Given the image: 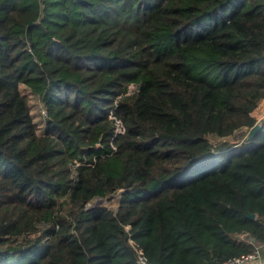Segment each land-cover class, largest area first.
Wrapping results in <instances>:
<instances>
[{
	"label": "trees",
	"instance_id": "16d2710c",
	"mask_svg": "<svg viewBox=\"0 0 264 264\" xmlns=\"http://www.w3.org/2000/svg\"><path fill=\"white\" fill-rule=\"evenodd\" d=\"M263 97L264 0H0V264L251 252L237 236L264 243ZM120 191L116 210L87 206Z\"/></svg>",
	"mask_w": 264,
	"mask_h": 264
},
{
	"label": "rangeland",
	"instance_id": "374dc122",
	"mask_svg": "<svg viewBox=\"0 0 264 264\" xmlns=\"http://www.w3.org/2000/svg\"><path fill=\"white\" fill-rule=\"evenodd\" d=\"M20 92L25 98L26 107L28 108L33 123L36 125V133L38 135H41L47 127V111L45 110V106L42 103L41 99L38 97V95L31 93L23 85H20ZM262 102L263 100L260 101L259 106ZM245 131H247V129H244L241 132H235V135L232 137V139H234L233 141H241V137L246 134ZM210 139L212 141H216V138ZM118 193L119 192L113 193L104 198H96L89 202L87 206L90 205L89 208H93L96 206H104L112 210L116 209L120 202Z\"/></svg>",
	"mask_w": 264,
	"mask_h": 264
},
{
	"label": "built area",
	"instance_id": "2783aa9c",
	"mask_svg": "<svg viewBox=\"0 0 264 264\" xmlns=\"http://www.w3.org/2000/svg\"><path fill=\"white\" fill-rule=\"evenodd\" d=\"M134 87L135 86L133 84L128 85L127 92H131L134 89ZM109 116L112 117L111 115ZM122 131H123L122 123L120 122V120L115 119V132L121 133ZM237 239L244 240L252 244L254 249L249 253L242 254L239 256H233L224 260L223 262L216 264H264V243L255 244L250 237H247L244 234L238 235Z\"/></svg>",
	"mask_w": 264,
	"mask_h": 264
},
{
	"label": "water",
	"instance_id": "95a60500",
	"mask_svg": "<svg viewBox=\"0 0 264 264\" xmlns=\"http://www.w3.org/2000/svg\"><path fill=\"white\" fill-rule=\"evenodd\" d=\"M259 127H260V125L258 124V123H256V125L252 128V129H250L249 130V137H251L258 129H259ZM245 128H240L239 130H238V132H241V131H243ZM122 193H124V191H120L118 194H119V198H121V195H122ZM90 205H88V207H89ZM249 217H253V215H249ZM142 257V260L144 261V258H143V256H141Z\"/></svg>",
	"mask_w": 264,
	"mask_h": 264
},
{
	"label": "crops",
	"instance_id": "0c3cea01",
	"mask_svg": "<svg viewBox=\"0 0 264 264\" xmlns=\"http://www.w3.org/2000/svg\"><path fill=\"white\" fill-rule=\"evenodd\" d=\"M262 100H264V98H262ZM259 103H258L257 107L252 111V115H251L256 120L257 123L264 117V109L263 110L259 109V113L255 114V111H257V109L259 107Z\"/></svg>",
	"mask_w": 264,
	"mask_h": 264
}]
</instances>
